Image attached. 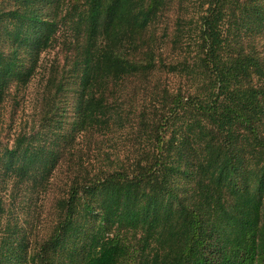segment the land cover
Here are the masks:
<instances>
[{
	"label": "trees",
	"instance_id": "obj_1",
	"mask_svg": "<svg viewBox=\"0 0 264 264\" xmlns=\"http://www.w3.org/2000/svg\"><path fill=\"white\" fill-rule=\"evenodd\" d=\"M62 1L0 0L1 169L66 178L30 261L264 264V0Z\"/></svg>",
	"mask_w": 264,
	"mask_h": 264
},
{
	"label": "rangeland",
	"instance_id": "obj_2",
	"mask_svg": "<svg viewBox=\"0 0 264 264\" xmlns=\"http://www.w3.org/2000/svg\"><path fill=\"white\" fill-rule=\"evenodd\" d=\"M66 4L67 1H62V9L66 8ZM171 18L169 16V20ZM162 76L174 87H186L188 84L185 78L178 75L166 73ZM5 90L4 87L0 94V147L3 145L11 147L23 119L29 120L28 123L31 126L36 127L40 124L38 119L41 117H35L33 105L35 104L37 107L38 99L41 97L39 94L41 88L37 82L31 83L26 91L29 96L27 105L21 102V92H18L15 98H11L6 96ZM18 99L20 104L17 103ZM61 100H63L61 105L71 102L69 89L65 90ZM33 118L36 121L33 122ZM79 143L78 147L84 149V146L81 145L82 142ZM93 163L95 162L93 161ZM3 165L4 162L1 160L0 200L3 208L0 214L1 264H35L32 260L30 261L29 257L42 242V237H45L53 229L57 217V201L54 198L60 195L66 187L65 173L61 169L56 170L49 180L47 188L42 190L43 188L38 186L30 188L31 183H18L13 175L6 177L1 169Z\"/></svg>",
	"mask_w": 264,
	"mask_h": 264
}]
</instances>
